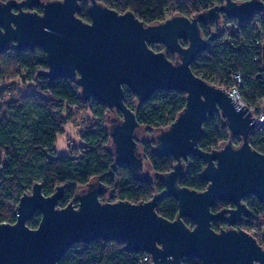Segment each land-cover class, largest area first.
Masks as SVG:
<instances>
[{
  "label": "water",
  "instance_id": "water-1",
  "mask_svg": "<svg viewBox=\"0 0 264 264\" xmlns=\"http://www.w3.org/2000/svg\"><path fill=\"white\" fill-rule=\"evenodd\" d=\"M80 1H0V54L39 47L48 62L39 76L74 78L84 100L96 98L118 110L121 119L109 117L114 153L145 178L150 175L140 148L145 135L136 113L125 104L126 90L142 101L157 91L185 92L183 111L168 128L152 134L153 151L176 160L163 180L167 195L178 202V215L168 220L157 212L159 194L141 203L102 201L109 188L100 181L88 183L62 207L65 186L46 196L42 183L35 182L18 202L16 221L0 222V264H58L75 243L95 240L123 242L129 252L149 254L152 264H185V258H198L201 264H264V247L241 228L249 215L245 199L254 195L264 201V154L251 144L256 127L252 112L191 68L209 46L201 23H215L212 39L223 15L247 22L264 11V0H225L192 18L175 15L149 25L132 11L119 13L98 0H88L91 19L83 21L77 14ZM154 44H163L178 61L155 51ZM218 112L241 144L229 140L219 149L203 150V124ZM191 156L205 164L202 177L208 185L203 191L179 184ZM217 201L234 207L214 212ZM38 212L39 225L31 228L28 222ZM213 221H225L228 227L216 231Z\"/></svg>",
  "mask_w": 264,
  "mask_h": 264
},
{
  "label": "trees",
  "instance_id": "trees-1",
  "mask_svg": "<svg viewBox=\"0 0 264 264\" xmlns=\"http://www.w3.org/2000/svg\"><path fill=\"white\" fill-rule=\"evenodd\" d=\"M7 1V0H0ZM53 1V0H44ZM242 2L246 0H235ZM104 6L125 13L132 11L146 25L160 23L172 16L192 18L225 0H98ZM78 16L90 21L88 0L80 1ZM33 10L40 11L39 6ZM223 21L216 36L215 23H201L203 36L209 46L193 61V72L217 87L241 74L240 88L247 106H257L264 98V11L255 12L247 22L236 19ZM187 45L185 41L182 42ZM163 51L174 63L178 59L170 54L163 44L151 46ZM48 69L45 52L36 47L0 54V84L12 85L15 79L29 90L16 98L1 103L6 111L0 113V222L16 221L17 205L25 193H30L35 182L42 183L44 195H52L57 186H65L59 205L72 202L79 190L88 183L100 181L109 188L102 201L126 200L141 203L159 194L157 212L168 220L176 219L178 202L167 195L164 175L176 164L173 156L160 157L153 151L154 134L169 127L186 106V93L182 91H157L148 100L142 101L133 91L126 90L125 104L136 113L144 143L141 151L150 175L134 174L132 169L117 160L110 136V119H121L118 110L92 98L84 100L74 78L49 79L38 73ZM76 116L84 117L79 129L81 143H68V153L58 155L55 142L65 125ZM154 136H153V135ZM229 140L234 146L241 139L233 136L220 112L207 118L203 124L200 147L203 150L221 148ZM254 149L264 154V129L256 127L251 133ZM205 164L191 156L179 184L197 191L207 188L203 179ZM249 215L241 222V228L253 235L264 247V201L254 195L245 199ZM230 202L217 201L214 212L231 208ZM41 213L28 222L36 228ZM188 226L192 221L185 219ZM226 224V223H222ZM212 227L220 230V222L213 221ZM145 253L129 252L123 242L95 240L91 244L77 242L65 253L58 264H152L151 256L144 260ZM185 264H201L198 258H185Z\"/></svg>",
  "mask_w": 264,
  "mask_h": 264
},
{
  "label": "rangeland",
  "instance_id": "rangeland-1",
  "mask_svg": "<svg viewBox=\"0 0 264 264\" xmlns=\"http://www.w3.org/2000/svg\"><path fill=\"white\" fill-rule=\"evenodd\" d=\"M14 82L15 83L12 85H8V83L0 84V97L2 94H6V100H11L13 98H16L20 93L28 92L29 88L22 85L19 79H15ZM1 102L2 100L0 99V113L6 111L5 104ZM83 120L84 117L76 116L75 118L69 120V122L65 125L64 132L58 135L57 140L55 142V149L58 155L68 153L69 141H71L75 145H78L82 142L78 133L83 123Z\"/></svg>",
  "mask_w": 264,
  "mask_h": 264
},
{
  "label": "built area",
  "instance_id": "built-area-1",
  "mask_svg": "<svg viewBox=\"0 0 264 264\" xmlns=\"http://www.w3.org/2000/svg\"><path fill=\"white\" fill-rule=\"evenodd\" d=\"M243 85V79L241 74H236L233 78L223 84L221 88L225 89L234 102L239 103L241 106H247L246 102L242 98L240 88ZM250 108L252 112V116L254 118L255 126L264 129V98H262L257 106H247ZM255 127V128H256ZM150 259V255L145 253L144 260L148 261Z\"/></svg>",
  "mask_w": 264,
  "mask_h": 264
},
{
  "label": "flooded vegetation",
  "instance_id": "flooded-vegetation-1",
  "mask_svg": "<svg viewBox=\"0 0 264 264\" xmlns=\"http://www.w3.org/2000/svg\"><path fill=\"white\" fill-rule=\"evenodd\" d=\"M210 22H213V21H210ZM174 56H176V55H174ZM177 57V56H176ZM178 61V59L176 60V62ZM144 143V141H142L141 142V145ZM220 222V229H222V228H227L228 227V225H227V223L225 222V221H219ZM222 223H226V224H222Z\"/></svg>",
  "mask_w": 264,
  "mask_h": 264
}]
</instances>
